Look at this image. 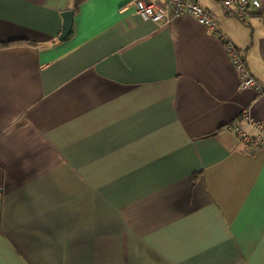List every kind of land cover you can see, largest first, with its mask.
<instances>
[{"label":"crops","instance_id":"1","mask_svg":"<svg viewBox=\"0 0 264 264\" xmlns=\"http://www.w3.org/2000/svg\"><path fill=\"white\" fill-rule=\"evenodd\" d=\"M75 1L0 0V264H264V149L226 128L264 94L192 16ZM195 1L264 85V0Z\"/></svg>","mask_w":264,"mask_h":264},{"label":"built area","instance_id":"2","mask_svg":"<svg viewBox=\"0 0 264 264\" xmlns=\"http://www.w3.org/2000/svg\"><path fill=\"white\" fill-rule=\"evenodd\" d=\"M134 5L137 14L155 23L167 22L170 17H194L223 43L239 76V90L255 89L257 93L264 94V85L253 76L245 53L220 30L214 12L204 9L195 0H135ZM220 5L225 14L234 16L242 24L247 23L251 9L261 8L259 0H220ZM226 128L238 137L245 153L264 149V122L256 121L249 109H245Z\"/></svg>","mask_w":264,"mask_h":264},{"label":"water","instance_id":"3","mask_svg":"<svg viewBox=\"0 0 264 264\" xmlns=\"http://www.w3.org/2000/svg\"><path fill=\"white\" fill-rule=\"evenodd\" d=\"M74 12L67 11L63 14V29L59 37V41H64L70 37L73 32V21H74Z\"/></svg>","mask_w":264,"mask_h":264},{"label":"trees","instance_id":"4","mask_svg":"<svg viewBox=\"0 0 264 264\" xmlns=\"http://www.w3.org/2000/svg\"><path fill=\"white\" fill-rule=\"evenodd\" d=\"M84 1L85 0H76L75 1L74 7H75L76 12L78 11L80 4L83 3Z\"/></svg>","mask_w":264,"mask_h":264}]
</instances>
